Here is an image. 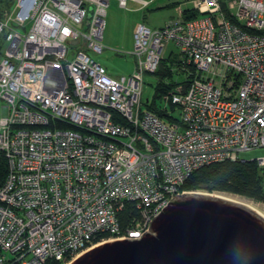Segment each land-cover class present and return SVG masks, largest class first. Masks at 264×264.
<instances>
[{"label": "built area", "instance_id": "built-area-1", "mask_svg": "<svg viewBox=\"0 0 264 264\" xmlns=\"http://www.w3.org/2000/svg\"><path fill=\"white\" fill-rule=\"evenodd\" d=\"M9 2L0 16V264H69L99 243L138 239L192 171L264 147V0H189L161 27L136 23L134 70L118 76L86 53L102 50L108 0ZM167 43L192 77L142 110V75ZM252 159L264 166V155ZM126 203L134 214L122 226Z\"/></svg>", "mask_w": 264, "mask_h": 264}, {"label": "water", "instance_id": "water-1", "mask_svg": "<svg viewBox=\"0 0 264 264\" xmlns=\"http://www.w3.org/2000/svg\"><path fill=\"white\" fill-rule=\"evenodd\" d=\"M148 228L138 239L99 243L69 264H264V217L208 192L173 196Z\"/></svg>", "mask_w": 264, "mask_h": 264}, {"label": "rangeland", "instance_id": "rangeland-1", "mask_svg": "<svg viewBox=\"0 0 264 264\" xmlns=\"http://www.w3.org/2000/svg\"><path fill=\"white\" fill-rule=\"evenodd\" d=\"M0 1L6 4H1V6H3V12L11 10L10 0ZM159 1L155 0L149 2V4L139 8V4L134 0H125L124 7H120L117 0H108L104 14V29L101 38L102 50L100 52H93L88 49L86 53L94 61L102 65L106 72L111 76L131 74L134 70V61L128 52L131 51L133 46L132 33L134 25L138 22H142L149 28L157 27L167 17V14H169L168 10L171 11V4H179L181 8L189 7L190 5L189 0H164L165 3L169 4V6H163V2ZM28 25L29 21H26L25 28H27ZM2 47L3 42L2 37L0 36V49ZM170 49L172 50L170 52L171 55L174 56L176 48L172 45V43H167L163 51L165 59L168 57L166 54ZM163 64L164 65L160 66L155 73H144L142 75L139 96V102L142 110L146 107V101L152 102V105L155 107L158 106L157 88L159 86H162L163 84H170L173 86L185 80V73L180 72L174 63L165 61ZM162 70H165L166 73L163 74ZM3 106L4 102L0 99V115L4 112ZM170 109L173 115L177 114V109L174 108V106H170ZM263 155L264 147L241 152L238 154V158L252 159ZM194 191L206 192L204 190ZM185 192H187V190H185ZM208 193H224L239 197L240 199L253 203L264 212V200H253L238 194L222 191H212Z\"/></svg>", "mask_w": 264, "mask_h": 264}, {"label": "trees", "instance_id": "trees-1", "mask_svg": "<svg viewBox=\"0 0 264 264\" xmlns=\"http://www.w3.org/2000/svg\"><path fill=\"white\" fill-rule=\"evenodd\" d=\"M1 4L6 5L0 1V16L3 10V6H1ZM193 16L194 13L187 10L182 11V18L184 19H188ZM165 61L174 63L175 56L170 54L166 59H161L153 73H155L160 66H163ZM174 64L180 72L185 73V80L181 83H185L190 77H192L191 74L187 75L186 70L181 69L177 63ZM188 70H191V68ZM162 72L163 74L166 73L165 70H162ZM170 87V84H163L162 86H159L157 88V98L160 93ZM148 107L153 108V105H148ZM159 114L162 115L161 112H159ZM5 172L6 163L3 156L0 154V183L4 178ZM181 188L187 191H222L238 194L253 200H264V166H257L254 159L243 158L213 162L192 171L184 180ZM131 213L134 214V211L130 209L129 204L126 203L118 216L122 226L127 224ZM102 237H105V235L101 234L97 236L94 241H97Z\"/></svg>", "mask_w": 264, "mask_h": 264}, {"label": "bare ground", "instance_id": "bare-ground-1", "mask_svg": "<svg viewBox=\"0 0 264 264\" xmlns=\"http://www.w3.org/2000/svg\"><path fill=\"white\" fill-rule=\"evenodd\" d=\"M212 195H216V196H219L221 198H225V199H229V200H232V201H236V202H238L240 204H243V205L253 209L254 211H256L257 213L261 214L264 217V212L259 207L255 206L251 202H248V201H245L243 199H240L239 197H235V196L224 194V193H215V194H212Z\"/></svg>", "mask_w": 264, "mask_h": 264}, {"label": "crops", "instance_id": "crops-1", "mask_svg": "<svg viewBox=\"0 0 264 264\" xmlns=\"http://www.w3.org/2000/svg\"><path fill=\"white\" fill-rule=\"evenodd\" d=\"M135 1V0H134ZM145 1H148V2H152V1H155V0H145ZM157 1V0H156ZM159 1V0H158ZM159 2H163V6H165V5H168L169 6V4H167V3H165L164 2V0L162 1H159ZM138 3V2H137ZM139 4V3H138ZM149 4V3H148ZM175 5L176 4H171V6H170V9H171V11L170 10H168V12H169V14H167V17L163 20V22L159 25V26H157V27H161L163 24H164V22H166V20H168V19H170V18H173L174 16H175ZM140 6V5H139ZM139 8H141V7H139ZM136 25V24H135ZM134 25V26H135ZM157 27H153V28H157ZM134 29V28H133ZM102 38V37H101ZM172 50L170 49L168 52H171ZM166 56H168V54H166ZM3 109H4V112L1 114V115H3L4 113H5V108H4V106H3Z\"/></svg>", "mask_w": 264, "mask_h": 264}]
</instances>
